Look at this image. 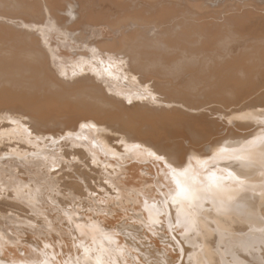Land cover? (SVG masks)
<instances>
[{
	"label": "bare ground",
	"instance_id": "bare-ground-1",
	"mask_svg": "<svg viewBox=\"0 0 264 264\" xmlns=\"http://www.w3.org/2000/svg\"><path fill=\"white\" fill-rule=\"evenodd\" d=\"M0 264H264V0H0Z\"/></svg>",
	"mask_w": 264,
	"mask_h": 264
},
{
	"label": "rangeland",
	"instance_id": "rangeland-1",
	"mask_svg": "<svg viewBox=\"0 0 264 264\" xmlns=\"http://www.w3.org/2000/svg\"><path fill=\"white\" fill-rule=\"evenodd\" d=\"M183 254V252H181L180 254H179V258L181 257V255ZM182 260V259H181ZM181 260L180 261H178V263H180L181 262Z\"/></svg>",
	"mask_w": 264,
	"mask_h": 264
}]
</instances>
